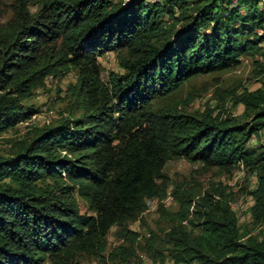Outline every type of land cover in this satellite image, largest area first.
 I'll return each mask as SVG.
<instances>
[{"label":"trees","instance_id":"1","mask_svg":"<svg viewBox=\"0 0 264 264\" xmlns=\"http://www.w3.org/2000/svg\"><path fill=\"white\" fill-rule=\"evenodd\" d=\"M263 44L264 0H0V133L41 112L25 101L48 78L77 77L67 115L0 153V264H82L103 254L113 227L133 243L129 223L148 199L166 198L172 159L226 172L243 162L258 174L252 216L263 222L264 143H249L264 131V88L234 96L250 121L162 103L197 76L264 56ZM108 52L124 72L106 82ZM173 187L179 209L160 204L166 248L151 236L146 252L175 264H264V239H244L228 201Z\"/></svg>","mask_w":264,"mask_h":264},{"label":"rangeland","instance_id":"2","mask_svg":"<svg viewBox=\"0 0 264 264\" xmlns=\"http://www.w3.org/2000/svg\"><path fill=\"white\" fill-rule=\"evenodd\" d=\"M153 2L160 0H151ZM10 6V2H8ZM36 5H32L35 10ZM12 17L10 7H6L4 20ZM167 17H165L166 19ZM262 52H264V44ZM256 60L264 63V56L244 55L240 65L222 72L208 75H200L185 83L174 95L162 101L166 103L181 102V110L192 114L213 115L223 113V117L236 116L244 121L251 120V114L246 115L243 104L235 103V95L243 92L264 88V66H258ZM103 66V79L110 81L111 75L122 74L116 52L104 53L99 57ZM262 71V72H260ZM76 72H70L64 77L47 79L45 86L35 90L32 97L25 101L39 107L41 112L32 119L20 123L15 129L0 133V153L7 154L13 141L23 137L31 127H41L54 122L61 115H67L69 106V90L76 82ZM188 96L190 99H188ZM184 101V102H183ZM264 143V131L251 138L249 145L257 147ZM170 177L171 185L168 194L162 201H156L147 205V208L137 219L129 223V229L139 234L134 242L126 243L119 235L120 228L113 227L107 236V247L103 254H87L82 256V264H175L174 260L164 252V256L152 257L144 249L147 238L155 236L154 246L166 248L164 244L165 232L168 227L160 214V204H164L170 211H177L179 204L172 195L173 186L179 185L183 189L194 190L203 195L206 192L214 194L216 200H226L230 203L239 218V226L244 234V239L249 236H257L264 239V221L254 223L252 207L255 199L252 195L259 185V177L256 172H251L239 162L232 172L219 169L204 170L198 163H192L187 159L169 160L164 168ZM218 189L222 191L218 193ZM79 204L83 213H90L87 204L79 198ZM195 204V202H194ZM191 210H194V205ZM185 224L187 221L184 222ZM123 245L120 249V246ZM116 252V255H114ZM113 256V257H111ZM197 264V263H193Z\"/></svg>","mask_w":264,"mask_h":264},{"label":"clouds","instance_id":"3","mask_svg":"<svg viewBox=\"0 0 264 264\" xmlns=\"http://www.w3.org/2000/svg\"><path fill=\"white\" fill-rule=\"evenodd\" d=\"M154 200H155V201H159L157 198H154V199H148V200H147V205L150 204V203H152V201H154Z\"/></svg>","mask_w":264,"mask_h":264},{"label":"built area","instance_id":"4","mask_svg":"<svg viewBox=\"0 0 264 264\" xmlns=\"http://www.w3.org/2000/svg\"><path fill=\"white\" fill-rule=\"evenodd\" d=\"M153 202H156V201L154 200V201H152V203H153Z\"/></svg>","mask_w":264,"mask_h":264}]
</instances>
